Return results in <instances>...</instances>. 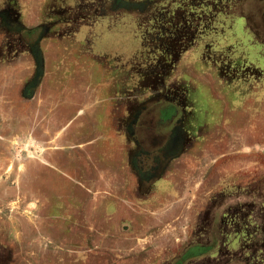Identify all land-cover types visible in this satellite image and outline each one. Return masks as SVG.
Listing matches in <instances>:
<instances>
[{"label": "rangeland", "instance_id": "1", "mask_svg": "<svg viewBox=\"0 0 264 264\" xmlns=\"http://www.w3.org/2000/svg\"><path fill=\"white\" fill-rule=\"evenodd\" d=\"M164 86L189 90L199 160H176L189 172L132 225L103 216L121 120ZM213 196L218 214L252 211L251 235L193 233ZM223 238L232 255L193 264H264V0H0V264H172Z\"/></svg>", "mask_w": 264, "mask_h": 264}, {"label": "flooded vegetation", "instance_id": "2", "mask_svg": "<svg viewBox=\"0 0 264 264\" xmlns=\"http://www.w3.org/2000/svg\"><path fill=\"white\" fill-rule=\"evenodd\" d=\"M7 19L10 21V25L3 26L8 32L14 33L16 32L14 28H21V35H18L26 47L31 48L33 45L37 47L38 39L33 36L32 28L25 29L22 26L15 25L18 23L12 20L11 14L6 17ZM40 74L42 72L36 66L34 82ZM25 86L22 95L24 94L27 98H30L29 93L32 90L27 84ZM164 87L157 93L158 98L153 96L154 98L149 100V102L152 101L151 104H145V101L139 102L121 120L123 139H121V146L116 153L117 168L113 175L106 165L101 170V172H105V174L103 173L105 177L104 185L102 182L104 178L99 180L101 186L108 185L110 180L116 188L114 199H108L106 196L104 197L106 200L102 199V204L105 203L102 211L103 216L117 214L118 220L128 221L132 225L136 215L142 212V207L138 204L149 202L151 200L150 194L154 193L158 184H174L176 178L183 177L184 174L189 172L188 165L180 163L184 160L186 162L191 157L195 161L199 160L201 154L194 157L191 149H188V142L193 128H196L194 132H197L199 128L198 124H194V121L188 125V120L191 118L189 110L191 106L188 104L185 93L189 90L185 89L184 93L179 89L174 90L172 87H165L164 89ZM5 90L8 91V88H5ZM176 160H180L181 168L179 171L175 168L176 164L174 163ZM202 178H204V175L200 177V181L203 180ZM104 192L112 195L106 191ZM218 201L220 200L218 199ZM216 202V197L213 196V198L207 200L206 204L201 206L195 217L194 234L199 237L209 235L213 237L220 233L224 238L230 237L232 232L234 234L251 235V210L248 213V210H244V212L232 211L218 214ZM224 238L216 245L212 242L209 244L201 242L188 243L178 257L174 258L172 264L203 262V259H208V255L214 250L215 246H217L216 256H211V259L214 258L215 261H219L224 254L230 256L237 239L224 241ZM248 243H250V240ZM224 246H227V250H224L225 252L220 256L219 252L221 247ZM232 260L233 258L226 259L225 264Z\"/></svg>", "mask_w": 264, "mask_h": 264}, {"label": "crops", "instance_id": "3", "mask_svg": "<svg viewBox=\"0 0 264 264\" xmlns=\"http://www.w3.org/2000/svg\"><path fill=\"white\" fill-rule=\"evenodd\" d=\"M228 88L230 89V87H228ZM199 100H200V102H202L203 105H204L205 100H204L203 98H200Z\"/></svg>", "mask_w": 264, "mask_h": 264}]
</instances>
